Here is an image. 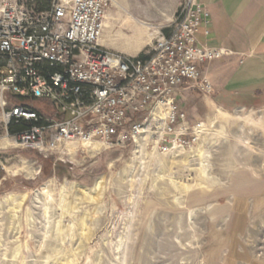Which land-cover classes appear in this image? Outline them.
I'll use <instances>...</instances> for the list:
<instances>
[{"label": "rangeland", "instance_id": "374dc122", "mask_svg": "<svg viewBox=\"0 0 264 264\" xmlns=\"http://www.w3.org/2000/svg\"><path fill=\"white\" fill-rule=\"evenodd\" d=\"M148 1L170 3L109 0L113 33L130 34L128 14ZM162 25L145 22L147 50ZM198 118L197 146L172 154L140 140L43 155L18 148L0 120V264H264V106Z\"/></svg>", "mask_w": 264, "mask_h": 264}, {"label": "built area", "instance_id": "2783aa9c", "mask_svg": "<svg viewBox=\"0 0 264 264\" xmlns=\"http://www.w3.org/2000/svg\"><path fill=\"white\" fill-rule=\"evenodd\" d=\"M108 4L0 0V120L18 148L47 155L72 143L108 149L142 140L153 152L172 154L197 146L205 123L189 121L178 109L177 90L187 83L211 94L200 65L230 54L198 42L207 11L197 0H184L169 33H160L139 58L99 45ZM27 99L48 110L21 104ZM19 121L29 128L9 135L10 122Z\"/></svg>", "mask_w": 264, "mask_h": 264}, {"label": "crops", "instance_id": "0c3cea01", "mask_svg": "<svg viewBox=\"0 0 264 264\" xmlns=\"http://www.w3.org/2000/svg\"><path fill=\"white\" fill-rule=\"evenodd\" d=\"M166 1V0H165ZM158 4L148 1L146 7L128 14L125 23L130 34L115 32L105 13L104 27L98 40L105 50L137 57L147 54L148 27L163 24L161 33L167 35L170 23L179 16L184 0H169ZM208 13V25L196 34L198 42L210 47L223 48L230 54L222 59L200 65L210 80L211 94H202L187 88L185 83L177 90L176 105L191 122L207 117L213 108L264 106V0H197ZM135 19H142L143 23ZM208 30V34H204ZM116 38H122L117 43ZM133 54V55H131ZM195 118V119H192ZM5 144V143H4ZM0 141V147L3 145ZM1 150V148H0Z\"/></svg>", "mask_w": 264, "mask_h": 264}, {"label": "trees", "instance_id": "16d2710c", "mask_svg": "<svg viewBox=\"0 0 264 264\" xmlns=\"http://www.w3.org/2000/svg\"><path fill=\"white\" fill-rule=\"evenodd\" d=\"M143 56H144L143 54H140L137 57L141 58ZM29 126H30L29 123L25 121H19L18 124H15L14 122H10V124L8 125V133L9 135H14L16 133L25 131L26 129L29 128Z\"/></svg>", "mask_w": 264, "mask_h": 264}, {"label": "bare ground", "instance_id": "6f19581e", "mask_svg": "<svg viewBox=\"0 0 264 264\" xmlns=\"http://www.w3.org/2000/svg\"><path fill=\"white\" fill-rule=\"evenodd\" d=\"M94 146H96V145H94ZM97 147V146H96ZM98 150V149H97Z\"/></svg>", "mask_w": 264, "mask_h": 264}]
</instances>
